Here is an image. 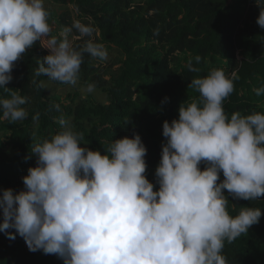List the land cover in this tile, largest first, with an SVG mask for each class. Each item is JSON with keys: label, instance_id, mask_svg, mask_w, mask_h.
<instances>
[{"label": "clouds", "instance_id": "1", "mask_svg": "<svg viewBox=\"0 0 264 264\" xmlns=\"http://www.w3.org/2000/svg\"><path fill=\"white\" fill-rule=\"evenodd\" d=\"M259 7L257 24L264 29ZM50 15L45 0H0V89L8 93L0 97V111L9 123L27 118L28 98L5 86L15 62L37 41L49 54L38 60L34 75L53 82L75 85L85 54L108 57L91 24L74 21L56 36ZM73 29L88 38L82 46L70 39ZM194 59L201 62L199 55ZM188 70L200 71L192 60ZM238 78L235 71L213 68L191 80L188 87L198 97L181 103L178 119L162 125L166 142L155 191L145 175L147 149L139 134L115 139L101 154L81 147L83 134L61 116V130L32 146L36 166L22 178L24 189L0 195V232L9 239L18 234L30 251L54 254L64 264H228L225 243L247 233L262 215L256 207L230 215L228 196H264V111L229 117L223 107ZM95 87L88 83L83 91ZM254 91L264 95V84Z\"/></svg>", "mask_w": 264, "mask_h": 264}, {"label": "trees", "instance_id": "2", "mask_svg": "<svg viewBox=\"0 0 264 264\" xmlns=\"http://www.w3.org/2000/svg\"><path fill=\"white\" fill-rule=\"evenodd\" d=\"M55 1L74 4L84 23L90 20L98 29L95 42L119 50L120 57L105 66L85 54L80 68V84L94 83L107 103L98 102L91 95L82 97L76 91L64 99L48 95L44 86L37 85L51 80L34 73L38 60L49 51L39 41L26 50L15 62L13 79L5 87L28 98L23 106L27 118L9 123L2 119L0 111V195L5 189L14 193L24 189L22 178L29 167L36 166L32 146L61 130V116L74 131L83 134L81 147L99 150L101 154L115 139L139 134L147 149L145 175L155 191L159 187L155 170L166 142L163 122L178 119L180 104L198 97L188 87L193 78L203 77L213 68L235 71L239 78L234 81L233 93L224 101L225 112L230 117L234 112L248 115L264 111V95L257 96L254 91L264 84V29L257 24L259 6L264 7V0ZM86 39L79 38L73 44L82 46ZM197 55L201 57L199 64L194 59ZM189 60L200 69L198 73L188 70ZM34 79L36 84L32 83ZM7 96L0 89V97ZM54 105H59L60 111ZM37 114L39 118L34 120ZM200 167L203 170L204 165ZM220 179L223 180L222 173ZM224 192L228 195L226 189ZM228 199L230 215L238 214L241 207L260 208L262 215L247 233L231 244L226 242L222 254L228 264H264V196L254 201L231 196ZM0 264L64 262L42 250L30 251L18 234L9 239L0 232Z\"/></svg>", "mask_w": 264, "mask_h": 264}, {"label": "rangeland", "instance_id": "3", "mask_svg": "<svg viewBox=\"0 0 264 264\" xmlns=\"http://www.w3.org/2000/svg\"><path fill=\"white\" fill-rule=\"evenodd\" d=\"M45 7L50 11L51 15L49 18V23L52 27V35L58 36L59 32L63 29L65 26H71L74 21H80L84 23V18L79 14L78 10L75 8L74 4L70 3L67 5H63L60 3H57L55 0H45ZM85 24V23H84ZM88 24L92 25V22L89 20ZM95 29L93 33V39L95 40L99 36V31L97 28L93 27ZM87 38V37H84ZM72 39V42L74 43L78 38V34L75 29H73V34L70 37ZM104 47L107 49L108 57L106 60L100 61L101 66L108 65L109 63H112L114 60L120 57V52L118 49L114 47ZM45 50L49 51L45 48ZM98 62V61H97ZM117 66H115L116 68ZM44 88L46 89V92L48 95H59L62 99L65 98L66 94L72 93L74 91L78 92L82 97H86L87 95L93 96L98 102L107 103L106 96L98 91L95 90L92 93H86L83 91V89L86 87L85 85L80 84V81L78 80L75 85L70 84H57L53 83L51 81H44L43 82Z\"/></svg>", "mask_w": 264, "mask_h": 264}]
</instances>
